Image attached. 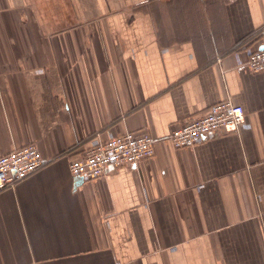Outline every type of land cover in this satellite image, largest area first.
Returning a JSON list of instances; mask_svg holds the SVG:
<instances>
[{"label":"crops","instance_id":"1","mask_svg":"<svg viewBox=\"0 0 264 264\" xmlns=\"http://www.w3.org/2000/svg\"><path fill=\"white\" fill-rule=\"evenodd\" d=\"M264 0H0V155L44 164L0 190V264H264ZM247 128L174 148L221 100ZM145 132L155 154L91 181V139Z\"/></svg>","mask_w":264,"mask_h":264},{"label":"built area","instance_id":"2","mask_svg":"<svg viewBox=\"0 0 264 264\" xmlns=\"http://www.w3.org/2000/svg\"><path fill=\"white\" fill-rule=\"evenodd\" d=\"M238 71H264V47L244 48L232 52ZM245 113L241 105L225 99L215 102L204 114L190 119L171 130L168 139L174 148H188L219 134L236 132L247 128ZM156 139L145 132H108L102 139H91L82 154L69 163L73 177L91 181L105 173L106 168L134 165L155 154ZM44 164V159L34 144H27L0 155V190L14 185Z\"/></svg>","mask_w":264,"mask_h":264}]
</instances>
